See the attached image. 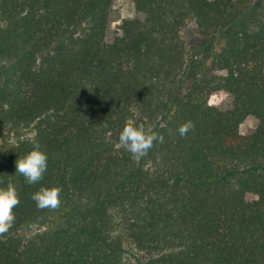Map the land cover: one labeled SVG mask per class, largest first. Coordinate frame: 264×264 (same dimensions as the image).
<instances>
[{
    "label": "trees",
    "instance_id": "obj_1",
    "mask_svg": "<svg viewBox=\"0 0 264 264\" xmlns=\"http://www.w3.org/2000/svg\"><path fill=\"white\" fill-rule=\"evenodd\" d=\"M262 1L133 0L107 42L112 0H0V185L20 199L0 264H264ZM128 121L162 137L139 159ZM35 142L29 185L15 161Z\"/></svg>",
    "mask_w": 264,
    "mask_h": 264
},
{
    "label": "clouds",
    "instance_id": "obj_2",
    "mask_svg": "<svg viewBox=\"0 0 264 264\" xmlns=\"http://www.w3.org/2000/svg\"><path fill=\"white\" fill-rule=\"evenodd\" d=\"M191 122H187L178 128L181 136L192 128ZM146 130L142 125H136L132 121L126 122L119 134V145L132 154L134 159L147 155L153 147L154 141L162 140L156 133ZM48 167L47 153L41 149L39 142L32 145V150L19 157L15 161V174L24 177L29 185L37 184L46 172ZM62 189L58 186L41 187L32 193L31 199L37 208H56L60 204ZM20 199L17 189L13 183L0 185V235L7 233L15 222L13 209L18 206Z\"/></svg>",
    "mask_w": 264,
    "mask_h": 264
},
{
    "label": "rangeland",
    "instance_id": "obj_3",
    "mask_svg": "<svg viewBox=\"0 0 264 264\" xmlns=\"http://www.w3.org/2000/svg\"><path fill=\"white\" fill-rule=\"evenodd\" d=\"M261 6H264V0ZM112 19L106 30V41L110 42L116 36L120 35V25L123 20L133 19L135 17V9L133 0H112ZM207 105L219 110L226 111L231 106V98L224 92H210L206 96ZM257 122L253 117H247L239 126V133L245 134L252 131Z\"/></svg>",
    "mask_w": 264,
    "mask_h": 264
}]
</instances>
